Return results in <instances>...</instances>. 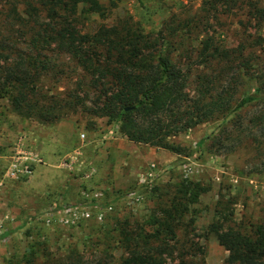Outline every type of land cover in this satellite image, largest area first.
<instances>
[{
	"label": "rangeland",
	"instance_id": "rangeland-1",
	"mask_svg": "<svg viewBox=\"0 0 264 264\" xmlns=\"http://www.w3.org/2000/svg\"><path fill=\"white\" fill-rule=\"evenodd\" d=\"M99 1L103 15L79 7L73 25L82 34L115 27L160 39L183 67L207 36L228 48L241 45L244 55L251 54L247 75L236 80L227 68L222 80L235 88L236 101L246 91L254 93L255 78L264 69V28L248 11L249 4L264 6V0ZM9 3L0 0L3 29ZM14 6L24 10L21 3ZM42 54L53 68L42 71L40 93L62 105L72 103L78 82H89L90 75L66 54ZM205 72L211 68L190 67L191 95ZM88 92L92 96L93 89ZM87 108L71 107L68 116L40 123L14 114L0 99V264H124L137 249L154 251L167 264H223L227 252L209 232L212 223L246 234L264 224V147L258 151L244 133L242 143L233 146L240 132L235 125L247 126L264 113V102L172 138L182 154L128 141L117 125L88 114ZM19 134L41 162L30 178L13 181L1 173ZM187 182L208 191L185 210L179 199ZM155 219L166 229L152 225ZM157 228L159 238L148 237L157 235Z\"/></svg>",
	"mask_w": 264,
	"mask_h": 264
},
{
	"label": "trees",
	"instance_id": "trees-1",
	"mask_svg": "<svg viewBox=\"0 0 264 264\" xmlns=\"http://www.w3.org/2000/svg\"><path fill=\"white\" fill-rule=\"evenodd\" d=\"M18 3L24 7L22 13L14 6ZM9 4L13 6L4 29L0 27V99L5 98L11 112L23 118L53 123L68 116L71 107L87 108L90 103L85 111L105 118L108 125H117L128 141L182 154L183 150L170 142L172 138L213 118L222 116L225 120L228 113L264 102L263 68L255 78L254 93L246 91L238 101L234 100L235 88L222 80L227 68L234 71L236 80L247 75L251 54L245 56L241 45L228 48L207 36L199 43L194 59L183 67L160 39L123 33L115 27L82 34L73 25L78 9L82 6L88 13L103 15L99 0H10ZM250 5L248 13L264 28V6ZM47 51L76 59L90 75L89 82H78L80 90L72 96V103L59 104L56 97L42 95L38 89L42 71L53 68L51 60L42 54ZM193 63L201 69L211 68V72L197 77L191 95ZM88 87L93 89L92 96ZM248 125H235L240 132L233 146L242 143L244 133L260 151L264 147V113ZM207 191L198 183L187 182L179 202L184 200L187 210ZM173 210L179 208L174 206ZM150 222L166 229L164 222ZM167 230L173 235V230ZM209 232L227 252L223 264H264V224L251 226L246 234L216 221ZM156 233L148 237L158 239L161 232L158 229ZM124 264L167 263L154 251L137 249L130 251Z\"/></svg>",
	"mask_w": 264,
	"mask_h": 264
},
{
	"label": "built area",
	"instance_id": "built-area-1",
	"mask_svg": "<svg viewBox=\"0 0 264 264\" xmlns=\"http://www.w3.org/2000/svg\"><path fill=\"white\" fill-rule=\"evenodd\" d=\"M80 138L83 140L85 135L80 134ZM40 162L39 152L28 146L26 136L21 134L9 151L3 178L13 181L30 178Z\"/></svg>",
	"mask_w": 264,
	"mask_h": 264
},
{
	"label": "crops",
	"instance_id": "crops-1",
	"mask_svg": "<svg viewBox=\"0 0 264 264\" xmlns=\"http://www.w3.org/2000/svg\"><path fill=\"white\" fill-rule=\"evenodd\" d=\"M20 135V134H19ZM19 135H17L15 138H14V140H13V142H12V146L15 144V142H16V139H17V137L19 136ZM2 179H0V185H1V183H2Z\"/></svg>",
	"mask_w": 264,
	"mask_h": 264
},
{
	"label": "water",
	"instance_id": "water-1",
	"mask_svg": "<svg viewBox=\"0 0 264 264\" xmlns=\"http://www.w3.org/2000/svg\"><path fill=\"white\" fill-rule=\"evenodd\" d=\"M128 108H126V110H127Z\"/></svg>",
	"mask_w": 264,
	"mask_h": 264
}]
</instances>
